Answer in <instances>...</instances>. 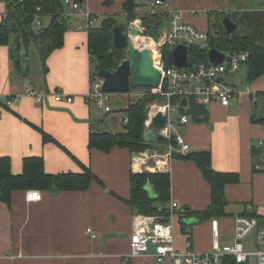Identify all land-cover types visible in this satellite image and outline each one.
I'll return each mask as SVG.
<instances>
[{
    "label": "crops",
    "instance_id": "1",
    "mask_svg": "<svg viewBox=\"0 0 264 264\" xmlns=\"http://www.w3.org/2000/svg\"><path fill=\"white\" fill-rule=\"evenodd\" d=\"M124 1L111 0L105 6L104 0H86L82 12L93 16L95 24L106 16L124 20ZM261 2L264 5V0H168L164 6L153 8L166 13L157 34L167 29L171 12H181L183 22L208 30L211 13L264 11L258 9ZM151 7L152 2L141 0L137 12L144 13ZM6 11V1L0 0V21ZM42 21L46 26L49 18ZM79 25H85L82 15L67 19L62 47L47 57L44 75L41 63L40 70H30L25 49L22 70L29 76L24 78L14 68L10 46H0V157L10 159L14 175L22 172L23 159L40 157L47 174H79L83 166L96 178L86 191H40L38 202L26 201L29 190L14 191L9 207L0 201V264H171L157 263L150 253L126 260L132 218L137 214L125 203L130 198V176L155 173L148 169L152 161L144 163L139 154L147 150L160 153L165 147L162 142L140 153L118 147L107 153L88 149L92 134L125 132V110L140 98L142 92L137 91L143 90H130L113 101L119 115L113 108L106 113L97 102L87 101L85 95L96 79L92 78L88 32L77 30ZM231 75L226 81L237 95L228 107L218 103L204 107L207 118L203 122L194 121L188 114L185 125L175 119V132L184 137L191 152H210L214 171L238 176L237 183L225 186V215L214 217L219 220L222 244L231 241L238 216L255 217L264 227V172L256 147L264 140V120L259 121L264 119V76L249 82L246 71L245 81L239 75L229 79ZM25 88L38 94L62 93L73 100L57 103L48 97L39 104L24 95L18 102L6 104V99L21 95ZM42 132L48 141H43ZM165 173L170 178L168 205L176 203L179 214L183 209L202 213L209 207L210 187L194 162L172 159ZM147 190L153 197L150 185ZM192 217L197 223L184 231L180 222L176 224L175 247L184 251L189 239L193 250L203 253L211 244L209 219ZM87 229L96 237L91 238Z\"/></svg>",
    "mask_w": 264,
    "mask_h": 264
},
{
    "label": "trees",
    "instance_id": "2",
    "mask_svg": "<svg viewBox=\"0 0 264 264\" xmlns=\"http://www.w3.org/2000/svg\"><path fill=\"white\" fill-rule=\"evenodd\" d=\"M7 11L0 21V46H10V58L12 59L16 72L22 74L24 78L29 73L22 70L24 64L23 50L34 47L38 59L42 65L43 75L46 72L45 61L47 57L63 44V34L66 31L65 22L67 19L59 17L58 10H65L63 0H22L21 3L15 0H5ZM82 2L81 0H75ZM152 2L155 0H148ZM164 2L168 0H162ZM141 0H125L122 6L124 27L135 19L141 21V25L154 24L160 26L166 17V13H159L147 9L144 13H138ZM111 0H104V5L108 6ZM40 7L42 16H49V23L42 30L33 28L32 18L35 9ZM216 19L214 28L218 29L221 37L210 47H215L221 52H247L248 62L246 64L247 80L249 82L264 76V11L241 12L234 15L223 13H211ZM230 18L239 27L238 31L229 38L224 34L220 21L224 17ZM233 17L234 19H232ZM119 17L106 16L101 19L99 26H94L88 30V51L90 63L96 62L92 78H96L99 69L113 71L117 65L125 58L124 50L113 48L112 29L119 26ZM162 55L169 66L171 64L172 52L168 46L162 48ZM189 60L195 63H207L206 50L189 49ZM140 88H133L131 91ZM150 89H145V94L134 103L129 104L125 110L128 119L123 134H92L89 138L88 149H98L102 152H109L113 147L128 149L131 153H140L154 145H159L163 141L158 138L156 143H144L142 140L144 121L147 114V105L158 99L149 93ZM188 114L194 121L203 122L207 118L204 107L198 105L193 100L189 101V108L181 110ZM264 119L259 120L263 122ZM43 141H48L47 135L42 132ZM173 159L189 160L195 163L202 178L210 187V205L202 213L190 212L188 215L179 214L182 231L187 227L182 221L184 218L196 217L199 219H209L211 217L224 216V207L227 202L224 196L225 186L238 182L235 173L214 171L211 167V154L207 151L189 152L185 155L173 153ZM75 160V158H73ZM83 172L79 174L65 173L51 175L44 171V162L40 157H29L22 161V172L14 175L11 172L10 159L0 157V201L8 207L11 203V196L14 191H86L90 183L96 180L91 171L83 167ZM152 187L154 196H150L147 186ZM170 194V178L165 172H142L131 174L130 176V198L125 201L129 208L137 213L147 216L165 215L168 213V202ZM159 209L161 211L159 212Z\"/></svg>",
    "mask_w": 264,
    "mask_h": 264
},
{
    "label": "built area",
    "instance_id": "3",
    "mask_svg": "<svg viewBox=\"0 0 264 264\" xmlns=\"http://www.w3.org/2000/svg\"><path fill=\"white\" fill-rule=\"evenodd\" d=\"M15 1L22 2V0ZM81 1L63 0V6L69 8V11L58 10V15L62 17L60 19L82 15L85 25H79L77 30L88 32L90 28L95 26L96 20L88 13L82 12V5L86 0ZM165 3L162 0H155L153 6H164ZM40 13L41 9L37 7L32 18L33 28L37 31L45 27L42 19L49 18V16H42ZM167 22V29L161 34H157L156 43L146 37L147 29L141 25L139 19H135L128 25L129 28H136L140 35H144L142 37L155 43L153 46L155 59L152 57V60L154 67L161 74L158 87L149 90V93L158 99L147 105L144 129L145 131L151 129V121L157 114L160 113L164 116L166 119L165 127L160 131L154 130V133L157 139L160 138L163 141L165 150L160 153L147 150L139 154V158L144 163L147 160L152 161V166H149L148 169L153 170V172H166L173 159V153L185 155L191 152V148L184 137L175 132V119L179 125H185L188 122V117L181 110L188 109L191 100L202 107H208L212 103L228 107L237 93L233 86L226 81V77L238 72L241 66H246L248 62L247 52H236L232 53L227 64L195 63L193 70H180L172 65L171 59V64L168 66L162 55L163 47L168 46L171 52L178 45L187 47L188 52L191 48L207 51L211 43L219 40L221 33L213 27L216 22L213 16L209 17L210 28L208 30H200L183 22L181 12L168 13ZM97 78L85 97L87 101L97 102L108 113L111 111L108 104L111 94L101 92V80ZM144 94H138V97H142ZM24 95L39 104L48 97L57 103H72L73 100L66 94H38L32 89L25 88L21 95L6 99V104L12 105ZM183 99L186 101V106L181 107L180 102ZM122 122L126 125L127 117H124ZM256 147L261 152L262 171L264 172V140L258 141ZM41 197L42 194L38 190L26 192L27 202H38ZM178 208L176 203H169V210L165 215H134L126 260L129 261L134 257L150 253L157 263L169 261L171 264H264V227H261L257 218L251 216H238L234 219L231 241L227 244L220 242L219 220L211 217L209 218L211 235L209 250L203 253L195 252L191 241L188 239L185 243V250L179 251L175 247L174 238V228L180 222ZM160 211L161 209H159ZM87 233L91 234V238L96 237L91 233V229H87Z\"/></svg>",
    "mask_w": 264,
    "mask_h": 264
},
{
    "label": "water",
    "instance_id": "4",
    "mask_svg": "<svg viewBox=\"0 0 264 264\" xmlns=\"http://www.w3.org/2000/svg\"><path fill=\"white\" fill-rule=\"evenodd\" d=\"M220 24L224 34L229 38L232 34L239 31V27L230 18L224 17ZM146 37L153 40L155 43L158 40L157 25H147ZM113 48L117 50H125L128 57L120 62L114 71L99 69L96 76L101 80L100 90L108 94H126L133 88L140 89H155L160 82L161 74L154 67L151 51L148 48L134 47L131 41L132 37L139 36V31L134 28H125L124 26H115L112 29ZM232 56V53L221 52L215 47H210L206 51V61L210 65L227 64ZM172 65L180 70H193L195 64L188 59V49L183 45H178L172 50ZM180 106H186V101L183 99ZM166 119L160 113L157 114L151 121L150 130L145 131L142 135L144 143L154 144L157 141L154 130L160 131L165 127ZM149 190V187H148ZM188 209H183L181 214L188 215ZM187 226H193L197 220L193 217L184 218L182 221Z\"/></svg>",
    "mask_w": 264,
    "mask_h": 264
},
{
    "label": "rangeland",
    "instance_id": "5",
    "mask_svg": "<svg viewBox=\"0 0 264 264\" xmlns=\"http://www.w3.org/2000/svg\"><path fill=\"white\" fill-rule=\"evenodd\" d=\"M261 8H258V9H263L264 8V5H263V2H261ZM232 19H234L233 17H231ZM102 19V18H101ZM101 19H100V21H101ZM100 21H97V23L95 24V26H99V24H100ZM117 22H118V24H119V26L121 25V26H124V23H125V21L124 20H122V19H118L117 20ZM126 28H128V27H126ZM160 31H161V29H160ZM238 33H240L239 31H238ZM159 34V33H158ZM140 36H144V35H140ZM29 48V47H28ZM125 51V50H124ZM26 54H27V56H28V59H27V62H26V64L28 65V67L30 68V70L32 71V72H34V70H40L41 68H40V62H39V59H38V56H37V54H36V51H35V48L34 47H30L29 48V50H27L26 51ZM125 58L124 59H127V57H128V55H127V53H126V51H125V56H124ZM123 59V60H124ZM120 64V63H119ZM118 64V65H119ZM95 65H96V62H92V72H94V70H95ZM117 65V66H118ZM115 70V69H114ZM113 70V71H114ZM245 71H246V66L245 65H242L241 66V68H240V70L238 71V72H236L235 74H233V75H231V76H229V79H231L233 76H240L241 77V81L242 80H244L245 81ZM94 79H96V78H94ZM98 79V78H97ZM227 80H228V77H227ZM241 85V84H240ZM138 90V89H137ZM142 90H144L145 91V89H142ZM144 91H141V90H138L137 92H142V93H145ZM123 95L122 94H111V96H110V98H109V105L111 106V108H113L114 110H115V113L114 114H116V115H119L120 113H119V110L118 109H115L114 107H115V105H113V101H115L116 99H120V97H122Z\"/></svg>",
    "mask_w": 264,
    "mask_h": 264
},
{
    "label": "bare ground",
    "instance_id": "6",
    "mask_svg": "<svg viewBox=\"0 0 264 264\" xmlns=\"http://www.w3.org/2000/svg\"><path fill=\"white\" fill-rule=\"evenodd\" d=\"M131 41L133 42L134 47H137V48L145 47V48L150 49L151 55H152L153 59H155V52L153 50V46L155 43L153 41H149L140 35L138 37L137 36L132 37Z\"/></svg>",
    "mask_w": 264,
    "mask_h": 264
}]
</instances>
